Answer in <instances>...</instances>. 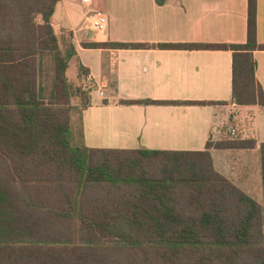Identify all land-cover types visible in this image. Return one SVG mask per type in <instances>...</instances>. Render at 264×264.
Here are the masks:
<instances>
[{
	"label": "trees",
	"instance_id": "obj_1",
	"mask_svg": "<svg viewBox=\"0 0 264 264\" xmlns=\"http://www.w3.org/2000/svg\"><path fill=\"white\" fill-rule=\"evenodd\" d=\"M59 2L0 0V264H264V203L217 172L211 156L253 150V139L208 141L197 152L71 147L68 72L76 50L72 33L52 26ZM247 6L242 45L83 47L230 51L232 102L264 109L253 57L264 51L257 0ZM45 56L53 69L49 100L38 83ZM87 76L78 65L79 81L92 90ZM259 164L264 190V144Z\"/></svg>",
	"mask_w": 264,
	"mask_h": 264
},
{
	"label": "crops",
	"instance_id": "obj_2",
	"mask_svg": "<svg viewBox=\"0 0 264 264\" xmlns=\"http://www.w3.org/2000/svg\"><path fill=\"white\" fill-rule=\"evenodd\" d=\"M91 3L107 18L104 33L89 28L86 15L92 6L84 7L80 0H60L52 17L56 34L73 35L72 75H78L81 65L96 94L79 114L78 147L197 152L208 141H220L236 129L237 139H253L255 149L214 150V168L253 199L252 195L262 193L259 147L264 144V109L232 102L230 51L83 47L91 43L242 45L247 38V0H166L161 6L154 0ZM256 39L264 45V0H257ZM253 57L255 78L264 90V51L254 52ZM133 101L216 105L122 104Z\"/></svg>",
	"mask_w": 264,
	"mask_h": 264
},
{
	"label": "rangeland",
	"instance_id": "obj_3",
	"mask_svg": "<svg viewBox=\"0 0 264 264\" xmlns=\"http://www.w3.org/2000/svg\"><path fill=\"white\" fill-rule=\"evenodd\" d=\"M102 1V0H100ZM92 6V3L90 5V7ZM96 6L93 5L90 10H89V15H103L104 17H106L103 13H101L102 11H100L99 9L95 8ZM107 19V18H106ZM69 84L71 86V93H70V104L69 107L71 108L70 111V122H71V128L68 134V139L70 142V145L72 148H76L78 146H81V122H80V117L79 114L81 112V109L84 108L87 105V102L94 101L96 94L95 92L91 91L90 89H88V87H84L78 77L72 75L73 74V66H71L69 68ZM52 78H53V69H52V65L50 62V58L49 56H45L42 60V65H41V72L39 74V78H38V83L40 85V89L42 92V97L45 100H49V97L51 95V85H52ZM251 135V134H248ZM241 137H239L240 139ZM227 140H236L235 138H230L227 137ZM137 149L139 148H144L145 150H150V147H135ZM260 167V164H259ZM255 196L256 198H252L253 200H255L258 204L262 205V203H264V190L259 191V195H252Z\"/></svg>",
	"mask_w": 264,
	"mask_h": 264
},
{
	"label": "built area",
	"instance_id": "obj_4",
	"mask_svg": "<svg viewBox=\"0 0 264 264\" xmlns=\"http://www.w3.org/2000/svg\"><path fill=\"white\" fill-rule=\"evenodd\" d=\"M92 0H80V3L84 7H90ZM86 23L89 26V28L96 32V33H104L106 31L107 27V19L103 15H86ZM90 81L88 80L86 85L92 88V85L88 84ZM99 97L103 98L104 94L102 91L98 92ZM239 133L236 129H230L228 131V137L235 138L239 136Z\"/></svg>",
	"mask_w": 264,
	"mask_h": 264
}]
</instances>
